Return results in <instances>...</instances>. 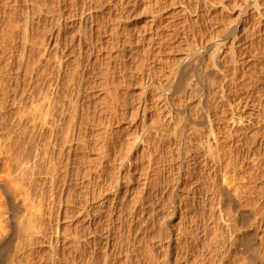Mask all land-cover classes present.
I'll return each mask as SVG.
<instances>
[{
	"label": "bare ground",
	"instance_id": "bare-ground-1",
	"mask_svg": "<svg viewBox=\"0 0 264 264\" xmlns=\"http://www.w3.org/2000/svg\"><path fill=\"white\" fill-rule=\"evenodd\" d=\"M87 1L84 3H88V9L84 10L83 7V11L79 8L82 10L80 12L77 5L81 4L77 0H0V264H264V174H261L263 165L256 160L260 155L254 158L255 161L249 158V161L253 159V164L251 167L246 166L249 168L246 175L242 174V171H245L244 165L238 167L236 164L237 148H243L247 139L251 141V146L252 142L255 146L257 137L255 139V136L252 137L250 134L257 123L261 124L255 116L262 113L258 114L255 108L249 107L252 103L249 97L253 92L240 93V88L246 89L248 93L258 89L264 82V71L262 75L255 72L251 75L247 73L246 66L250 58L243 50L244 48L248 51L246 47L255 42L254 36L264 32L262 0H252L242 9L243 15L250 16L256 23L248 26L238 22L225 26L223 38L217 39L214 45H209L208 42L205 45L200 44L199 50L186 53L177 61L178 63L175 62L178 64L175 65L176 69L168 72L166 86L171 89L175 85L177 88L183 84L187 86H183L186 90L180 102H186V96L190 94L193 96L196 90L201 91V94L198 93L200 96L196 98L199 100L197 104L201 106L199 108L202 109L198 110L196 105L198 111L195 113L193 110L195 113L193 124L190 121L191 115H187L188 104L185 103L179 106V110L183 111L180 113L184 114L182 118L184 116L187 118V123L183 122L186 118L179 120L176 114L179 110L172 106L175 102L171 94H168L171 96L170 102L165 95V98H162L161 93L152 94L150 100L138 99L140 102H136L138 104L132 109L134 111H131L133 115L131 120L133 117L135 120L140 119L142 125H146L153 118L155 121L152 128L148 126L144 133L134 131L136 135H127L131 138L124 139L129 150L136 153V158H133L137 159L138 156L140 162L138 163L140 189L138 198L132 205L137 206L135 207L138 220L135 222L136 225L128 226L124 224L126 221L123 222L126 217L123 208L127 205L123 207L121 202L124 201L125 195H130L131 189L128 187L129 184L126 187L122 186L124 182L119 185V181L124 174L121 171L126 170L127 164L128 170L125 173L132 170L131 162L122 160L121 156V164L117 162L120 164L117 166L120 167V170L118 169L120 172L118 171L117 176V172L115 173L117 178L113 176L117 179V183H113V186L116 184L115 192L113 194L106 192L104 190L106 186L101 184L102 175L104 172L107 174V169H110L107 163L113 158L112 155L116 154L111 152L112 146L116 143L112 135L110 136L109 128L106 131L98 127L100 130L96 129L95 136L90 134L91 130L88 131L86 127L87 120L81 115V110H78V100L81 102L83 100L82 90L88 82L90 83L88 80L92 77L90 74L92 71L89 70L96 67L93 58L87 56L85 58L87 53L86 51L85 55L83 53L84 46L87 43L91 51L94 48H105L102 43L108 39V35L105 40L101 37L110 30L94 12L100 10L102 16L109 14V9L102 7V0ZM208 1L204 0V3L201 1L203 4L197 8L200 12L195 14L196 19L204 13L207 14L204 10L208 8ZM148 2H154L156 5L155 0ZM193 6L195 7V4ZM211 8L207 9L208 12ZM110 12L119 14L117 9ZM102 16L101 18L104 17ZM208 16L207 21L210 19ZM154 20L156 19L151 20L152 24ZM175 30L173 28L172 32L168 31L167 34L174 38L175 44L183 43L180 34L176 35ZM165 36L167 38V35ZM94 38L99 43L103 40L99 44L100 47H95ZM198 38L200 37L197 36ZM246 39H249L251 44L246 43ZM161 47L162 45L154 46L152 43L149 45V48L156 49L155 52L158 54L162 52ZM107 52H103L105 55L103 58L102 55L97 58L100 61L99 67L103 64L102 59L106 57L100 76L97 75L99 76L97 80L102 85L100 88L99 84V88L102 90L93 89L92 82L91 89L92 93L96 89L104 95V100L101 99L103 102L100 103L102 110L99 111H104L110 119H116L123 116V113L127 115L129 111L128 109L122 111L120 115L121 108H124V104L121 107L123 99L119 89L121 80L119 76L117 78L120 81L114 78L116 74L111 75L110 70L115 65L112 67L110 66L112 63L109 62L114 58ZM89 54L90 52L88 56ZM256 56L259 57L258 54ZM262 61L259 63H264L263 59ZM185 64L194 72L204 74L206 77L212 70L219 75V86L214 85L210 100L208 97L210 93L203 92L201 86H198L200 87L198 89L188 83L190 78L188 76L192 74V70L186 71ZM261 68L262 71L264 65ZM255 69L257 67H254ZM144 80H147V77ZM202 81L199 84H202ZM84 82L86 85L81 90ZM162 82L164 84V79ZM248 85L251 90H248ZM165 87L163 85L162 88ZM150 91L152 92V89ZM85 102L87 101H84V104H88ZM95 102L92 103L93 107ZM206 102L207 108L203 107ZM101 105L93 109L95 110L93 114ZM125 106L127 108V105ZM190 108L191 111L192 107ZM97 114L99 116V113ZM155 118L158 120L156 125ZM103 119L105 120L104 117ZM103 121L101 120L102 123ZM111 122L109 120V123ZM105 123L104 121L103 124ZM198 123L207 125L204 129V125L198 128ZM263 124L260 126L262 130ZM100 125L102 126L101 123ZM143 127L141 126L138 131ZM92 138H95V142ZM259 139L261 142V138ZM92 145L98 146V150L95 151ZM167 146L172 151L168 168V162L163 163ZM116 147L113 151H116ZM113 159L112 164L116 162L114 161L116 159ZM160 162L162 165L157 166ZM167 169L174 177L170 192L173 194L183 190L188 204L185 208L180 207V203L175 204L173 209L165 210L164 214L161 211L160 216L161 212L158 213L154 204L160 198L159 186L162 185L163 173ZM136 170L137 168L132 171ZM124 175L126 177L127 174ZM96 179L98 181L102 179L100 184L98 181L94 183Z\"/></svg>",
	"mask_w": 264,
	"mask_h": 264
},
{
	"label": "rangeland",
	"instance_id": "rangeland-1",
	"mask_svg": "<svg viewBox=\"0 0 264 264\" xmlns=\"http://www.w3.org/2000/svg\"><path fill=\"white\" fill-rule=\"evenodd\" d=\"M78 2H80V0H77ZM82 1V0H81ZM85 1V0H84ZM84 1L83 2H80V4L81 5H83V3H84ZM160 2V4H159V2ZM199 1V0H198ZM197 0L195 1V0H155V3H156V5L154 4V2H152V3H149L148 2V0H102V3H101V5H102V7H106V8H108L109 9V14L107 15V14H105V15H101V11L100 10H96V11H94V12H96L99 16V20L101 21H103V22H105V24L107 25V28H108V30L111 32V34H110V32L109 31H107V33H106V35L105 36H103V37H101V39H103V40H105V38H106V36H107V38L108 39H106V41H103V43H102V41H100L101 43H102V45L103 46H105V48H107V49H105V48H94V49H96V50H89L88 49V46H87V43L85 44V46H84V51H83V53H84V55H85V58H86V56L87 57H90L91 59H92V61H95V63H96V67H97V69H96V67L94 66L93 68H90V69H92V70H89V72L90 71H92V72H90V74H91V78L93 79V81H92V79L90 78L88 81H90V83L88 82L87 83V85H86V82H84V84H83V87L81 88V90L84 88V86H85V89H83L82 90V97H81V99H83L82 100V102L80 101V100H78V110H81V115L82 116H85V118H86V120H87V122H86V127L88 128V131H93V132H91L90 131V134H94V133H96L97 134V130H100L101 128V130H106V131H108V128H109V133H110V136L112 135V138H113V141H114V143H116V144H114V146H112L111 148L114 150V148L116 147L117 149H115L116 151H113V150H111V152L112 153H116L115 155H112L113 156V158L114 159H116V160H114L113 158V160L114 161H116L115 163H113L112 164V159H111V161L109 160L108 161V165H107V167L108 168H110V169H107L106 171H107V174H106V172H104V174H105V176H104V174L102 175V179H103V181L104 182H106V183H104L103 181H102V179H100V181H98L97 179H96V182L94 181V183L96 184L97 183V181H98V184H100V182L102 181V183L101 184H103V186L105 185L106 186V188L104 187V190L106 191V192H109V193H111V194H113L115 191V185L116 184H114V186H113V183H117V179H115V178H117L116 176L118 175V173L120 172L119 170V168L117 167V166H120V164H121V159L122 160H126L127 162H133L132 164L130 163V165L132 166H130V170L132 169H136L137 168V170L136 171H129V173H128V171H127V173H125L126 172V170H128L127 169V166H128V164H127V166H126V170L125 171H121L122 173H124V174H127L126 175V177H125V175L124 174H122V177H123V179H122V177H121V180L119 181V185H121L123 182H124V184H122V186H127V184H129L128 185V187H130V189H131V192H130V195L129 194H127V195H122V196H124V201H122V202H124V203H122L121 202V204L123 205V207L125 206V205H127L125 208H123V214H124V220H123V222H125L124 224L126 225V226H128V225H132V224H134V225H136L135 224V222L138 220V215H136L138 212H137V209H136V207L135 206H132V205H134L135 203H134V201H135V199L136 198H138V194H139V189H140V177H139V172H138V168H139V165L140 164H138V163H140L139 161H138V156H137V159H134L133 157H135L136 158V153L134 152H132L131 150H129L130 148H128L127 147V145H126V143H125V140L124 139H126L127 138V140L129 139V138H131V137H128L127 135H132L133 134V136L134 135H136V133L138 132V133H144L149 127L148 126H150L151 128H152V124L154 123V121L155 120H153V119H150V122L148 121V123L146 124V125H142V121L139 119H137V120H135L136 118H134L133 117V120H131L132 119V117L131 116H133L132 115V112L131 111H134V110H132L133 108L135 109V107L134 106H136V104H138L140 101H143V100H150L151 98H152V94H158V95H160L159 93H161V95L163 96L162 98H165L164 97V95L166 96V99L168 98V100L170 99L171 100V96L170 95H168V94H171V95H173L172 96V100H173V102H175V103H172V104H174V105H172L173 107H175L177 110H179L180 108H179V106L181 107V105H183V103H185V104H188V112H187V115H191L190 117V119H192V120H190L191 121V123L193 124L194 122H195V120H193V118L195 117V116H193V114L195 115V113L198 111V110H200V109H202V108H199V107H201L200 105H198L199 103V100H198V98H196V97H199L200 96V94H201V91L200 92H197V90L195 91V93H193V96H195V98H193V96H192V94H190V96H186L187 98V101L186 102H180V100H181V98H182V96L184 97V92H185V90H186V84H183V86H186L185 88L183 87V86H180V87H176V85L175 86H173L172 87V89L171 88H169V86H166L167 85V82L165 81V79L168 77V72H171L172 70H174V69H176V67L178 66V60L180 59V58H182L183 56H185V54L186 53H191V51L193 52L195 49H200L201 47H200V44H202L203 43V45H205V43H207V44H209V45H214L218 40L217 39H221V38H223L224 36H225V30L224 29H226L225 28V26H227L228 27V25L230 26V25H233V24H235V23H238V22H242L243 24H247L248 26L249 25H251V24H253V22L254 23H256V21H253V18H250V16H246V15H243V8H244V6H246V4H248V2L249 3H251L252 2V0H217V1H213V0H209L208 1V4L211 6V5H213V6H215V7H213V6H207L208 8H206L205 10H204V12H206L207 11V14L206 13H204V14H202V13H200V14H202L201 16H199V19H198V17H197V19H196V16H195V14H198L200 11H199V9H197V8H199V5L201 4V1L204 3V0H200L199 2H198ZM264 0H262L261 2L262 3H264L263 2ZM77 2V4H79ZM86 2H88L87 0H86ZM84 3V5L82 6V7H80L81 5H77L78 7V9L79 8H83L84 10H86V9H88V7H87V4L88 3ZM150 4H148V3ZM158 2V3H157ZM213 2H215V3H213ZM202 3V4H203ZM105 4V5H104ZM158 4H159V6H158ZM193 4H195V7L193 6ZM201 4V5H202ZM86 5V6H85ZM156 6V7H154V6ZM263 6H264V4H263ZM86 7V8H85ZM158 8L161 10H158ZM196 8V9H195ZM210 8H211V11H209L208 12V10L207 9H209L210 10ZM82 9V10H83ZM114 9V10H113ZM118 10V12H119V14H115V12L112 14L111 12H110V10H112V11H115V10ZM186 9V10H185ZM82 10H78V11H82ZM83 10V11H84ZM121 10V11H120ZM153 10V11H152ZM195 10V11H194ZM217 10V11H216ZM155 11H157V12H159V13H156ZM187 11V12H186ZM121 12V13H120ZM155 12V13H154ZM189 12V13H188ZM210 12H211V14H210ZM95 13V14H96ZM199 14V15H200ZM208 14L210 15V16H208ZM117 15V16H116ZM119 15V16H118ZM214 15V16H213ZM101 16L103 17V18H101ZM155 16V17H154ZM207 16H208V18H210V19H208V21H207ZM212 16V17H211ZM242 16V17H241ZM245 16V17H244ZM157 17V18H156ZM249 17V18H248ZM153 18H155L156 20H154L153 21V24L151 23V20L153 19ZM193 18H194V20H193ZM212 18V19H211ZM243 18V19H242ZM250 19V20H249ZM198 20H200V21H198ZM202 20V21H201ZM204 20V21H203ZM210 20H211V22H210ZM247 20V21H246ZM195 21V22H194ZM233 21H235V22H233ZM244 21V22H243ZM199 23V24H198ZM203 23V24H202ZM207 23V24H206ZM205 24V25H204ZM201 25V26H200ZM160 27V28H159ZM210 27V28H209ZM212 27V28H211ZM169 28H171V29H169ZM176 29L174 32H175V34L176 35H178L179 36V34H180V38H181V40H183V43L181 42L180 44L178 43H176L175 44V40H173L174 38H172V36H170L169 35V33L167 34V32L169 31H171L172 32V29ZM206 31H205V30ZM200 30V31H199ZM210 30V31H209ZM196 31V32H195ZM217 31V32H216ZM200 32H202L201 34H200ZM204 32V33H203ZM221 32V33H220ZM224 32V33H223ZM114 33V34H113ZM178 33V34H177ZM214 33V34H213ZM183 34V35H182ZM187 34V35H186ZM189 34V35H188ZM198 34V35H197ZM200 34V35H199ZM156 35V36H155ZM165 35H167V38H165L166 36ZM168 35L170 36V38L168 37ZM208 35V36H207ZM221 35V36H220ZM262 35H264V32H262V34H256L254 37H255V42H253L252 44H251V42H249L248 40L249 39H246L245 40V42L246 43H248V44H251L250 45V47L248 46V47H246V48H248V51L246 50V49H244L243 48V50H245V55L247 56V57H249L250 59L248 60V66H246L247 67V73L249 74V75H251V74H253V72H255V74H259V75H262L263 74V71H264V69L261 71V67H263V65H264V63H262L263 61H262V59L264 60V36H262ZM181 36H183V37H181ZM188 37V39H186L187 37ZM197 36L198 37H200V38H198L197 39ZM207 36V37H206ZM218 36V37H217ZM259 36H261V38L259 37ZM113 37V38H112ZM155 37V38H154ZM186 37V38H185ZM201 37H202V39H201ZM205 37V38H204ZM211 37H213V38H211ZM259 39H257V38ZM164 39V40H163ZM167 39V40H166ZM171 39H172V41H171ZM200 39H201V43H200ZM205 41H204V40ZM185 40H188V42L187 41H185ZM199 40V41H198ZM211 40V41H210ZM217 40V41H216ZM93 41L95 42V47H100L101 45H99V44H101V43H99V41L98 42H96L95 41V38L93 39ZM108 41V42H107ZM111 41V42H110ZM174 41V42H173ZM185 41V42H184ZM110 42V43H109ZM162 42V44H160ZM173 42V43H172ZM187 42V43H186ZM199 42V43H198ZM106 43V44H105ZM150 43H152L154 46L156 45V46H158V45H162V47H161V49H162V52L160 53V54H158L157 52H155V51H157L156 49H151V48H149V45H150ZM105 44V45H104ZM253 44H254V46H253ZM98 45V46H97ZM116 45V46H115ZM181 45V46H180ZM184 45V46H183ZM258 45V46H257ZM87 46V47H86ZM102 46V47H103ZM111 46V47H110ZM148 46V47H147ZM176 46V47H175ZM178 46H180V47H178ZM183 46V47H182ZM199 46V47H198ZM255 46H257V47H255ZM178 47V48H177ZM87 48V49H86ZM180 48V49H179ZM249 48H250V50H249ZM253 50H252V49ZM102 49H104V51H108L107 53H109V54H111V56H112V58H114L113 60H112V58H111V62H109V60H108V62L111 64L110 66H112V65H115V69L114 68H111V70H110V72H111V75H113L114 76V74H116L115 76H114V78L116 79V80H118V81H120V83L122 84V86H121V84L119 83V87H121V88H119L120 89V95H121V98L123 99L122 101V106L121 107H123V104H124V108H121V110H120V115L123 113L122 111H124L125 112V110H127L128 109V111H126V112H128L127 113V115H124L125 113H123V116L121 115V117L119 116V118H114V119H110L109 118V116L108 115H105V113H104V111H99V109L100 110H102L101 108H102V105L100 104L101 102H103L102 100H104V95L102 94L101 95V93H100V90H102V89H100V88H102V85H101V83H100V81H98L99 79V76H100V71H101V69H102V66L104 65V63L106 62L105 61V58L104 59H102L103 61H101L103 64H101V66H99L98 67V65L100 64V61H99V59L97 60V58L98 57H100V55H102V58H103V50ZM109 49V50H108ZM258 49V50H257ZM89 50V51H88ZM112 50V51H111ZM257 50V51H256ZM85 51H86V53H85ZM96 51V52H95ZM100 52L99 54H98V52ZM102 51V52H101ZM253 51V52H252ZM260 51V53H258ZM262 51V52H261ZM88 52H90V54H89V56H88ZM252 52V53H251ZM256 52V53H255ZM94 53V54H93ZM97 53V55H95ZM102 53V54H101ZM157 53V54H156ZM114 54V55H113ZM121 54V55H120ZM258 54V56L259 57H257L256 55ZM123 55H125V56H123ZM261 55V56H260ZM92 56H94V57H92ZM105 56V55H104ZM120 58H119V57ZM245 56V57H246ZM263 56V57H262ZM118 57V58H117ZM123 57H124V59H123ZM246 57V58H247ZM241 58V57H240ZM260 58V59H259ZM95 59V60H94ZM259 59V60H258ZM255 60V61H254ZM98 61V62H97ZM115 61H117V62H115ZM259 61H262V62H260L259 63ZM175 62H177V63H175ZM258 62V63H257ZM92 63H94V62H92ZM115 63V64H114ZM118 63V64H117ZM120 63H122V64H120ZM126 63V64H125ZM125 64V65H124ZM250 64V65H249ZM122 65V66H121ZM174 66V68H171V67H173ZM175 65H177V66H175ZM256 65H258V66H256ZM116 66H118V67H116ZM185 66L187 67V65L185 64ZM251 68H250V67ZM261 66V67H260ZM113 67V66H112ZM249 67V68H248ZM254 67L256 68L257 67V69H258V67L260 68V69H258V71H257V69H255L254 70ZM100 68V69H99ZM118 68H119V70H118ZM115 71H114V70ZM185 69V68H184ZM192 70V68H190V67H187L186 68V71H188V72H190L191 70ZM251 69H253V70H251ZM95 71H96V74H95ZM209 71V70H208ZM213 71V70H212ZM210 71L209 73V76H205L204 74H198V72H194L193 70L191 71V73L192 74H190V76H188V83H191V84H193V86L195 87H197L198 88V86H201V88H203L204 90H203V92H206L207 94L208 93H210V94H208L209 96V100L211 99V96H212V91L215 89V87L216 86H219V84H218V82L220 83V77H219V75H217V73L215 72V71ZM249 71H250V73H249ZM258 73H257V72ZM212 72V73H211ZM113 73V74H112ZM123 73V74H122ZM199 73H201V72H199ZM203 73V72H202ZM261 73V74H260ZM96 75V76H95ZM97 75H99L98 77H97ZM145 77H144V76ZM148 75V76H147ZM189 75V74H188ZM193 75V76H192ZM94 76H95V78H94ZM120 78H119V77ZM166 76V77H165ZM200 76V77H199ZM205 76V77H204ZM120 79H118V78ZM121 77H122V79H121ZM146 77H147V80H144V79H146ZM203 78V79H202ZM97 80L98 81V84H97V81H95V80ZM123 79H124V81H123ZM148 79H152V80H148ZM156 81H154V80ZM161 81H159V80ZM163 79H164V84H163ZM205 79V81L203 82L202 80H204ZM159 81V82H158ZM193 81H195V82H193ZM200 81H202L203 83L202 84H199V82ZM94 83V84H92V83ZM124 82V83H123ZM149 82V83H148ZM205 82H207V83H205ZM151 83H152V85H151ZM159 83L160 85H157V84ZM215 83V84H214ZM243 83V82H242ZM91 84H92V86H93V89L94 88H98V89H100V90H93V93H92V86H91ZM96 84V85H95ZM99 84H100V88H99ZM123 84H124V86H123ZM154 84V85H153ZM196 84V85H195ZM199 84V85H198ZM204 84V86H202ZM208 84V85H207ZM98 85V86H97ZM163 85H164V87L165 88H162L163 87ZM208 87H207V86ZM209 85H211V87L209 86ZM214 85H215V87H214ZM261 86L259 87L260 88V90H259V88L258 89H254L253 91L250 89L251 87H250V85H248V90H251V91H248V93H247V90L245 89V90H243L242 88H240V93H245V94H252V92H253V94L252 95H250V99H249V101L250 102H252V103H250V108H252L253 107V109L255 108V111L256 112H258V114H260V113H262V114H260V116L258 115V114H256V115H258L257 117L255 116V119L257 120V118H258V120L257 121H260V123L261 124H259V123H257V125H255L252 129V134H250V136H255V139H256V137H257V139H256V142L254 143V145L255 146H253V142H252V146H251V144H250V140L248 141V139H247V141H248V143H247V141H246V143H245V145H243L242 147L243 148H237V162L238 163H236V164H238V167H239V165H240V167L242 166V165H244V169H245V171L243 170L242 171V174L244 173V174H246L247 173V171H249L248 169V167H251L252 166V164H253V159L255 158H257L258 157V155H260L258 158L259 159H256L257 161L259 160L260 162H261V164L263 165L262 166V170H261V174H264V172H262L263 170H264V163H262V162H264L263 160V158H264V129L262 130L261 128H260V126L263 124V120H264V101H262V100H264L263 99V97H264V82H262L261 84H260ZM88 86V87H87ZM153 86H154V88H153ZM192 86V87H193ZM124 87V88H123ZM126 87V88H125ZM157 88V90H156V88ZM206 87H207V89H206ZM88 88L91 90H88ZM149 88V89H148ZM173 88H175V90L173 89ZM121 89H122V92H121ZM124 89V90H123ZM150 89H152V92L150 91ZM198 89H200V87L198 88ZM210 89V90H209ZM154 90V91H153ZM168 90H170L169 92H167ZM209 90V91H208ZM212 90V91H211ZM241 90H243L242 92H241ZM86 91V92H85ZM88 91V92H87ZM95 91V92H94ZM98 91V92H97ZM126 91V92H125ZM151 92V94L149 93V92ZM156 91H159V92H156ZM258 91V92H257ZM103 92V91H102ZM124 92V93H123ZM142 92H144V93H142ZM197 92V93H196ZM263 92V93H262ZM88 93H89V95H88ZM91 93V94H90ZM95 93H97L96 94V96H92L93 94H95ZM126 93H128V94H126ZM148 93V94H147ZM163 93V94H162ZM198 93H200V94H198ZM123 94V95H122ZM167 94V95H166ZM194 94H196V95H194ZM206 94V95H207ZM83 95L84 96H88L87 98H84L83 97ZM99 95H100V97H99ZM151 95V96H150ZM259 95H261V96H259ZM92 96V97H91ZM123 96H124V98H123ZM129 96V97H128ZM147 96V97H146ZM150 96V97H149ZM192 96V98H190L189 99V97H191ZM247 96V95H246ZM90 97V98H89ZM97 97V98H96ZM102 97V98H101ZM127 99H126V98ZM262 97V98H261ZM88 98H89V100H88ZM91 98H93V99H91ZM95 98V99H94ZM144 98V99H143ZM255 100H254V99ZM86 99V100H85ZM98 99H102L100 102L98 101ZM138 99H141L140 101H138ZM175 99V100H174ZM177 99H179V100H177ZM185 99V98H184ZM127 100V101H126ZM131 100V101H130ZM170 100H169V102H170ZM191 100V101H190ZM256 100H258V102L256 103ZM261 100V101H260ZM80 101V102H79ZM84 101H87V102H85V103H88V101H89V103L88 104H84ZM95 101H97V102H95ZM93 102H95L96 104V106L94 105V107L92 106L93 104ZM99 102V103H98ZM127 102V103H126ZM130 102V103H129ZM136 102H138V103H136ZM172 102V101H171ZM180 102V103H179ZM255 102V103H254ZM261 102V103H260ZM263 102V103H262ZM81 104V106H82V108H81V106H80V104ZM82 103H83V105H82ZM98 103V104H97ZM126 103V104H125ZM182 103V104H181ZM191 103V104H190ZM198 103V104H197ZM254 103V104H253ZM208 105V103L206 102L205 104H204V106L203 107H205V108H207V105ZM258 104H260L261 106H262V108H261V106L260 105H258ZM98 105H101V106H99V108L98 109H96V112L93 114V112L95 111H93V109L94 108H96V107H98ZM125 105H127V108H126V106ZM131 105V106H130ZM176 105V106H175ZM189 105H194V106H189ZM196 105H197V108H198V110H196L197 108H196ZM252 105V106H251ZM254 105V106H253ZM258 105V106H257ZM86 108H85V107ZM87 106H89V107H87ZM128 106H130V107H128ZM92 107V108H91ZM190 107H192V110L190 111ZM256 107H260L259 109L257 108V110H256ZM81 108V109H80ZM88 108V109H87ZM91 108V109H90ZM84 109H86V110H83ZM90 109V110H89ZM124 109V110H123ZM262 109V110H261ZM98 110V111H97ZM193 110H195L194 112H193ZM259 110V111H258ZM86 111H90V113H91V111H92V113L90 114L89 112H87L86 113ZM189 111H190V113H189ZM101 112V113H100ZM183 113V111H181V110H179V111H176V114H177V117L179 118V120L181 121V119L182 120H184V118H186L185 116L182 118V116L184 115H181V113ZM192 112V113H191ZM97 113H99V116H98V114ZM131 113V114H130ZM179 113V114H178ZM189 113V114H188ZM85 114H87L88 115V117H87V115H85ZM93 114V115H92ZM101 114V115H100ZM104 116H103V115ZM130 114V116L129 117H127L128 115ZM89 116H91V117H89ZM94 118H93V117ZM96 116H98V117H96ZM105 118V120L103 119V117ZM126 116V118H123V117H125ZM155 117H156V115H154ZM193 116V117H192ZM131 117V118H130ZM259 117H260V119H259ZM87 118H89V119H87ZM96 118H98V119H96ZM95 120V121H92V120ZM106 119H108V121L106 120ZM156 119V118H155ZM85 120V121H86ZM89 120H91L90 122H89ZM99 120V121H98ZM101 120L103 121H105L106 123L105 124H103L104 123V121H103V123L101 122ZM109 120H110V122L111 123H109ZM118 120V121H117ZM255 120V121H256ZM97 121V122H96ZM131 121V122H130ZM186 121V122H185ZM194 121V122H193ZM97 123L98 125H96L95 123ZM102 124V126L100 125V123ZM108 122V123H107ZM139 122V123H138ZM157 122H158V120L156 119V123H155V125L157 124ZM183 122H185V123H187V118L183 121ZM183 122H182V124H183ZM88 123H90V124H88ZM113 123H115L114 125H113ZM107 124H109L110 125V127H109V125H107ZM128 124H129V126H128ZM259 124V125H258ZM88 125H90V126H88ZM91 125H93V126H91ZM95 125H96V127H95ZM100 125V126H99ZM104 125V126H103ZM107 125V126H106ZM112 125H113V127H112ZM136 125H137V127H136ZM154 125V124H153ZM198 125H199V127L198 128H200V126L201 125H204V124H201V123H198ZM205 125H207V124H205ZM205 125L203 126V129H204V127H205ZM264 125V124H263ZM134 126V127H133ZM143 127V128H141L140 130L141 131H138L139 130V128L140 127ZM145 126L147 127V128H145ZM91 127V128H90ZM98 127H100V129L98 128ZM104 127L106 128V129H104ZM133 127V128H132ZM137 129H136V128ZM93 128V129H92ZM98 128V129H97ZM110 128H112V129H110ZM254 128H255V132L257 131L260 135H258V133L256 132V134H255V132H254ZM264 128V127H263ZM90 129V130H89ZM97 129V130H96ZM114 129H115V131L117 132V133H115V131H114ZM136 129V130H135ZM202 129V128H201ZM114 132H113V131ZM260 130V131H259ZM112 131V132H111ZM132 131V132H131ZM134 131H136V133H134ZM111 133H113L114 135H115V137H114V135L113 134H111ZM130 133V134H129ZM141 133V134H142ZM261 133H263L262 134V136H261ZM255 134V135H254ZM126 135V136H125ZM94 136H95V134H94ZM94 136H92V137H94ZM252 136V137H253ZM260 136V137H259ZM259 138H261V142H260V139ZM94 139V142H95V138H92V140ZM115 139V140H114ZM116 141V142H115ZM257 141H258V143L260 144V145H258V143H257ZM263 141V142H262ZM119 142H121V143H119ZM122 142H124L125 143V145H121V144H124V143H122ZM118 143V144H117ZM262 143H263V146H262ZM247 144V145H246ZM246 146V147H245ZM249 146H251V148H249ZM263 148H262V147ZM92 147L95 149V151H97L98 149V146L96 147L95 145L93 146L92 145ZM247 150H246V149ZM94 149L92 150L93 152H94ZM166 150H165V152L164 153H166V154H164L165 155V161L163 162V163H167L168 162V164H167V168H168V166H169V164H170V154L172 153V151H170L169 149V147L167 146L166 148H165ZM260 149H261V152H260ZM171 150H173L172 148H171ZM239 150V151H238ZM244 150V151H243ZM249 150H253V151H250L249 152ZM258 151V153H257V151ZM243 151V152H242ZM263 151V152H262ZM171 152V153H170ZM241 152H242V154H241ZM254 152V153H253ZM95 153H97V152H95ZM111 153V154H112ZM245 153V154H244ZM246 153H248V154H246ZM262 153H263V155H262ZM239 154H241V156L239 155ZM244 154V155H243ZM252 154H253V156H252ZM257 154V155H256ZM124 155V156H123ZM239 155V156H238ZM247 155V156H246ZM251 155V156H250ZM255 155V156H254ZM116 158H115V157ZM121 156H122V158H121ZM125 156H126V158H125ZM131 156H132V158H131ZM243 156V157H242ZM263 156V157H262ZM120 158V160H119V158ZM240 157H241V159H240ZM248 157V158H247ZM167 158V159H166ZM247 158V159H246ZM249 158H253V159H250V161L248 160ZM131 159H133V161H130ZM255 159H254V161H255ZM95 160V159H94ZM137 160V162H135V161ZM248 160V161H247ZM113 161V162H114ZM175 161V160H174ZM96 163H97V161H95ZM94 162V163H95ZM111 162V163H110ZM120 163V164H118V163ZM145 163H147V160H145L144 161ZM242 162V163H241ZM246 162V163H245ZM251 162V163H250ZM240 163V164H239ZM244 163V164H243ZM248 163H250V164H248ZM110 164V165H109ZM113 165V166H112ZM135 165V166H134ZM162 165V162H160V164H157V166H161ZM248 165V167H246ZM250 165V166H249ZM134 166V167H133ZM137 166V167H136ZM165 166H166V164H165ZM136 167V168H135ZM115 168H116V170H115ZM119 169V170H118ZM169 169H167V171L165 172L164 171V173H163V178H162V185L160 184V190H162V188L164 189V190H162V191H160L159 190V195H160V198H159V200H158V202H156L154 205V207H156L157 208V211H158V213H159V211L161 212H163V214H164V211L165 210H167V209H173V207L175 206V204H178V203H180L181 205H180V207H186L187 206V204L188 203H186L187 202V198H185L186 197V195L184 196V194H185V192L182 190V191H180V190H178V191H176V192H178V193H176V192H174L173 194L170 192V190H169V188L174 184V177H173V174L171 173V171L169 170ZM119 171V172H118ZM117 172V173H116ZM115 173H116V176H115ZM132 173V174H131ZM174 173V172H173ZM250 173V172H249ZM106 175H107V177H106ZM129 175V176H128ZM170 175V176H169ZM247 175V174H246ZM113 176H115V178L113 177ZM106 177V178H105ZM125 177V178H124ZM129 179H128V178ZM104 178H105V180H104ZM113 178L115 179V181L116 182H114V180H113ZM167 178V179H166ZM123 180V181H122ZM163 180H166V181H163ZM130 181V182H129ZM187 181V180H186ZM108 182H109V184H108ZM127 182V183H126ZM139 183V184H138ZM171 183V184H170ZM107 184H108V186H107ZM112 184V185H111ZM169 185V186H168ZM161 186H162V188H161ZM168 186V187H167ZM97 187V186H96ZM158 187V188H159ZM111 188V189H110ZM112 188H114V189H112ZM167 188V189H166ZM71 189V188H70ZM96 189H98L99 190V188L97 187ZM102 189H103V187H102ZM108 189V190H107ZM166 189V190H165ZM203 190V189H202ZM181 192V193H180ZM184 192V193H183ZM203 192V191H202ZM170 193V194H169ZM183 193V194H182ZM204 193V192H203ZM169 195V196H168ZM171 195V196H170ZM176 195V196H175ZM179 195V196H178ZM182 195V196H181ZM96 196H98L97 194H96ZM135 196V198H133ZM99 197V196H98ZM125 197H126V199H125ZM178 197V198H177ZM172 198V199H171ZM132 199H134L133 200V202H132ZM128 202H127V201ZM131 200V201H130ZM176 201H177V203H176ZM181 201V202H180ZM126 202H127V204H126ZM131 202V203H130ZM161 202V203H160ZM160 205V206H159ZM172 205V206H171ZM131 207L133 208V209H131ZM160 207V208H159ZM163 207H165V208H163ZM124 209H125V211H124ZM127 209H129L128 211H127ZM159 209V210H158ZM132 210V211H131ZM131 211V212H130ZM126 212V213H125ZM137 212V213H136ZM162 212L161 213H159V215L161 216V214H162ZM129 213V214H128ZM133 214H135V215H133V217H132V215ZM130 216V217H129ZM136 217V218H135ZM127 218V219H126ZM134 218H135V220H134ZM126 219V220H125ZM128 223V224H127Z\"/></svg>",
	"mask_w": 264,
	"mask_h": 264
}]
</instances>
